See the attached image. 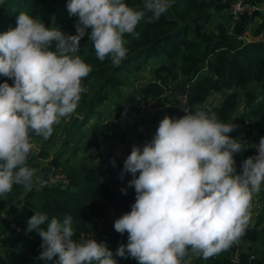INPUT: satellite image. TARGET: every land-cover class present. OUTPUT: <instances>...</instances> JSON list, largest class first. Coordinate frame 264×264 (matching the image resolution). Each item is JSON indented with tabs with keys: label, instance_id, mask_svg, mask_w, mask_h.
Segmentation results:
<instances>
[{
	"label": "clouds",
	"instance_id": "clouds-1",
	"mask_svg": "<svg viewBox=\"0 0 264 264\" xmlns=\"http://www.w3.org/2000/svg\"><path fill=\"white\" fill-rule=\"evenodd\" d=\"M173 2L142 0L133 8L125 0H68L75 35L23 12L14 29L0 34V76L13 81L0 83V198L14 185L32 189L31 134L49 139L88 91L82 81L92 67L77 54L81 39L88 35L96 57L118 66L128 54L125 35L138 39L137 26L158 21ZM183 112L165 116L143 150L134 145L124 160L120 179L132 174L135 203L114 221L116 232L128 234L115 256L137 264H191L190 255L207 260L238 243L251 222L253 196L264 185V136L237 173L235 154L249 148L229 135L238 125L204 109ZM27 225L42 239L37 259L45 264H117L105 243L73 239L71 215L61 221L35 212Z\"/></svg>",
	"mask_w": 264,
	"mask_h": 264
},
{
	"label": "trees",
	"instance_id": "trees-1",
	"mask_svg": "<svg viewBox=\"0 0 264 264\" xmlns=\"http://www.w3.org/2000/svg\"><path fill=\"white\" fill-rule=\"evenodd\" d=\"M231 1L174 0L158 21L151 24L142 21L137 26L138 39L125 35L128 54L118 66L113 65L110 58L100 61L96 57L88 35L81 39L77 54L92 67V72L82 81L88 91L82 95L76 113L83 116L79 126L93 121L89 134L85 135L90 147L102 154L104 143L119 139L127 146L128 155L134 145L142 151L165 116L184 115L176 99L175 104L164 107L160 102L168 87L176 94L186 87L189 105H202L206 111H209V98L220 94V101L209 114L238 125L229 135L245 141L249 147L236 154L240 165L247 157L254 156L253 146L264 136V20L254 27L253 37L249 38L248 31L260 15L244 12L234 20L229 11L226 18ZM246 2L260 7V14L264 9V0ZM67 3L68 0H2L0 34L14 29L18 15L23 12L46 26H56L66 34L75 35L77 17L69 16ZM125 3L133 8L142 7V0H125ZM5 80L13 84L11 79L0 76V83ZM123 95L130 106L136 104L138 98L146 104L152 103L157 108L152 119H128L118 102L114 104L116 110L109 111L111 99ZM260 96L263 98L258 101ZM121 120L125 122L124 130ZM64 131L60 135L54 132L47 139L40 156L49 158L50 149L58 145L61 154L51 158V172L64 175L68 183L42 186L40 181L46 176L38 175L30 191L14 185L7 197L0 198L1 264H45L37 259L42 251L41 237L36 231H26L27 221L35 212L46 213L49 220L55 217L63 221L65 216L71 215L74 240L92 236L113 251L117 264H137L131 257L115 256L118 247L128 243V234L116 232L114 221L130 212L135 203V189L128 184L133 179L132 174L125 173L123 180L120 179L124 160L116 162L115 167L110 158L89 163H73L70 158L62 161V154L73 144L71 136L60 142ZM31 137L33 144L40 139L34 133ZM122 189L126 190V195ZM4 214L13 215L7 219ZM6 229H11L9 236L5 234ZM239 241V261L233 260V244L207 260L190 255L191 264H264V208L256 213Z\"/></svg>",
	"mask_w": 264,
	"mask_h": 264
},
{
	"label": "rangeland",
	"instance_id": "rangeland-1",
	"mask_svg": "<svg viewBox=\"0 0 264 264\" xmlns=\"http://www.w3.org/2000/svg\"><path fill=\"white\" fill-rule=\"evenodd\" d=\"M229 11L230 10L226 11V15H227L226 18L229 17ZM259 15H260V17L257 18L256 21H254V23L252 25L253 27H251V30L248 31L249 38L253 37L252 35H253L254 27H256L262 20H264V9L261 10V14L259 12ZM115 101H116L115 98L113 100L111 99V102H110L111 105L109 107V111L111 110V112L116 110V108H114ZM118 103H120L121 105H125L126 106V103H127L126 96L122 97L121 101L118 102ZM107 112H108V109L106 110V113ZM122 112L127 115V111L125 112L124 108H123ZM92 123H93V121H90L87 125L78 126L76 128L75 132L71 135L70 139L76 145H78L81 148L78 147V148L75 149L76 146L72 147V148L71 147L66 148L67 151L64 154H62L63 156H61V160L62 161H64V160L66 161V159L70 158V159H72L71 161L73 163H78V162H82V161L86 162V163L96 162V153L95 152H91V148L92 147L88 146L89 144L87 142V139L85 138V135L87 136V132L89 131V128L91 127ZM81 144H83V146L86 145V147L80 146ZM35 146H36L37 151H41V149H39L37 147V145H35ZM61 150H62L61 148H58V145H55V146H53L50 149L51 152H49V155L51 157H53V159H54L57 155L61 154L60 153ZM31 162H36V161H31ZM9 207L10 206H8L7 208L9 209ZM260 208L261 209L264 208V185L261 186V192L259 194L253 196V200H252V218H251V220L253 219V217H256V213H258Z\"/></svg>",
	"mask_w": 264,
	"mask_h": 264
},
{
	"label": "crops",
	"instance_id": "crops-1",
	"mask_svg": "<svg viewBox=\"0 0 264 264\" xmlns=\"http://www.w3.org/2000/svg\"><path fill=\"white\" fill-rule=\"evenodd\" d=\"M175 94H176V91L173 88L168 87V91L165 93V95L160 100V102L162 103L163 107L164 106H167V105H173V104H175V101H176L175 100ZM122 97H124V95ZM122 97L116 98L117 100L115 101L114 104L116 105L117 102H120ZM138 99H140V98H138ZM220 99H221L220 94H214V95H212L209 98V101H208V104H207L208 109H209L208 112H210V110L213 108V105L215 103H218L220 101ZM209 105H212V106L209 107ZM122 107L124 109H126V111H127V115L124 114L125 116H128L129 119H131L133 117L134 119H137L138 120V117H137V115H138L137 114L138 106L136 104L130 106V103L127 102L126 103V106L125 105H122ZM196 109H202V105L201 106L200 105L194 106V110H196ZM210 114H212V112H210ZM122 118H123V116H122ZM124 123L125 122H122V120H121V126L123 127L122 128L123 130L125 128ZM67 125H68V123H66V121H65L64 118L61 120L60 124L55 125L54 126V132L56 133V135H60L62 133V131L64 129H66L65 127H67ZM88 134H89V131L87 132V135ZM46 141L47 140H45L42 137H40V139L38 140V142H36L35 144H33L34 147H33L32 152L30 154V156L33 154V157H30L29 156V159H28V165L30 167H32L34 169H36V168L37 169H40V170H37V175L34 178H37L38 175H40L41 177H45V176H47L52 171V167H51V164H50V160H51L52 157L50 156L49 158H46V157H41L40 156V153L42 151V146L44 144H46ZM35 145H37V147L39 149H41V151H37ZM80 146H83V144H81ZM72 147H75V149H76L79 146L76 145L73 142V144H71V148ZM83 147H86V145H84ZM79 148H81V147H79ZM91 152H95L96 153V161L101 160L102 158H104L103 154H101V151H99V150H95L94 148H91ZM31 161H36V162H31ZM12 215L13 214H8V215L4 214V217L7 218V219H9Z\"/></svg>",
	"mask_w": 264,
	"mask_h": 264
},
{
	"label": "built area",
	"instance_id": "built-area-1",
	"mask_svg": "<svg viewBox=\"0 0 264 264\" xmlns=\"http://www.w3.org/2000/svg\"><path fill=\"white\" fill-rule=\"evenodd\" d=\"M260 7H257L255 5H252L248 2H246V0H232L231 1V7H230V12H231V15H232V18L234 20H237L239 19L240 15L244 12H247L249 14H254V12L256 10H259L260 11ZM187 88L185 87V89L183 91H179L176 95H175V99L180 102L183 110L187 109V110H191V111H195L194 110V107H192L191 105H189V102H188V90H186ZM147 106H154L152 103L150 104H146L144 102H142V104L138 107L139 109V112L140 113L143 108L147 107ZM157 108H153L152 109V114L154 115V113L156 112ZM76 111L69 117H66L64 118L66 123H69L74 115H76ZM118 153L117 155H112L110 157L111 160H115V162H119V161H123L127 158L128 156V148L127 146L125 145V143L123 142H120L119 139H118ZM257 154V150L255 149V154ZM235 161H236V168H237V173H240L242 171V165H240V163H238V161L236 160V154H235ZM58 182H62L64 184H67L68 183V179L58 173L57 171L55 172H51L48 176H46L45 179L41 180L40 181V185L42 186H45L47 184H55V183H58ZM17 230H19V228H17ZM240 242V241H239ZM238 243H235L234 246H236L238 248ZM233 260L234 261H239V253L236 249V251L234 252V256H233ZM0 264H1V259H0Z\"/></svg>",
	"mask_w": 264,
	"mask_h": 264
},
{
	"label": "water",
	"instance_id": "water-1",
	"mask_svg": "<svg viewBox=\"0 0 264 264\" xmlns=\"http://www.w3.org/2000/svg\"><path fill=\"white\" fill-rule=\"evenodd\" d=\"M258 14H259V10H256L254 12V16ZM262 98L263 96H260L258 98V101H260ZM141 104H142V100L138 99L136 102V105L139 107ZM210 106L212 105H209V107ZM153 108H155V106H151V107L147 106L143 108V110L137 115L138 119L139 120L144 119L146 121H150L153 117V114H152ZM82 121H83L82 115L80 114L74 115L73 119L68 123L60 142L63 143L64 141L69 139V137L75 132L76 128L82 123ZM118 149H119L118 139H113L111 141L104 143L101 148L104 158H110L112 155H117ZM5 234L9 236L11 234V230L6 229ZM236 249H237L236 246L232 247V251H236Z\"/></svg>",
	"mask_w": 264,
	"mask_h": 264
}]
</instances>
